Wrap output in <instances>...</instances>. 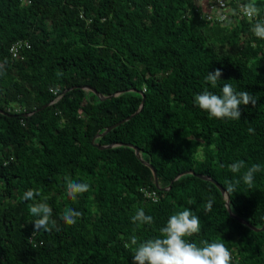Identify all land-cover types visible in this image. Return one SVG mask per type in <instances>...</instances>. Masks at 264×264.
Masks as SVG:
<instances>
[{
	"label": "trees",
	"instance_id": "1",
	"mask_svg": "<svg viewBox=\"0 0 264 264\" xmlns=\"http://www.w3.org/2000/svg\"><path fill=\"white\" fill-rule=\"evenodd\" d=\"M251 2L227 0L215 13L193 0H0V264H133L129 238L159 237L185 208L200 218L189 242L222 243L230 264H264V228L231 218L216 186L196 177L223 189L231 215L262 227L264 171L248 187L246 169L230 170L240 160L264 168V40L251 32L264 0H254L256 17ZM16 42L28 48L12 57ZM216 69L213 88L205 76ZM224 83L256 97L240 120L210 118L193 102ZM83 87L117 95L100 101ZM69 179L89 191L68 198ZM29 189L56 228L34 231ZM65 208L82 213L75 225L60 219ZM138 208L151 225L132 223Z\"/></svg>",
	"mask_w": 264,
	"mask_h": 264
},
{
	"label": "clouds",
	"instance_id": "2",
	"mask_svg": "<svg viewBox=\"0 0 264 264\" xmlns=\"http://www.w3.org/2000/svg\"><path fill=\"white\" fill-rule=\"evenodd\" d=\"M246 14L252 17L259 15V10L252 0L246 5ZM251 32L257 39L264 40V19H258L251 27ZM222 72L216 69L214 72H208L205 76L206 83L213 88L220 81ZM194 104L199 109L206 112L210 118L219 120H240L241 105H256V97L249 91H237L232 84L224 83L219 95L205 89L194 96ZM254 133V129L248 130ZM241 169H246L241 175V179L251 187L254 182L255 174L264 171L260 164H252L247 167L245 161L240 160L230 165L232 173H240ZM240 179L229 181L226 184L225 191L233 193L239 185ZM88 183L77 182L72 180L66 181V195L68 198L75 200L78 195L89 191ZM39 195L32 189L24 192L22 199L25 201H34L29 205V213L36 217L32 223L34 231L45 230L51 231L56 228L57 222L52 219V208L45 202L35 201V197ZM158 203V200H154ZM212 200H209L205 206L206 211L212 208ZM82 213L72 208H65L60 219L67 226H73L77 223ZM132 223L137 226L153 223V217L146 215L143 208H138L131 217ZM200 231V218L194 215L190 208L176 212L169 216L166 224L160 229V236L144 241H139L137 236L132 235L129 243L125 244L126 248H130L133 252V264H230L231 254L229 250L219 242L202 241L201 246L196 243L189 242L186 237H191Z\"/></svg>",
	"mask_w": 264,
	"mask_h": 264
},
{
	"label": "water",
	"instance_id": "3",
	"mask_svg": "<svg viewBox=\"0 0 264 264\" xmlns=\"http://www.w3.org/2000/svg\"><path fill=\"white\" fill-rule=\"evenodd\" d=\"M82 90H84V91H90L91 93L95 94V95L97 96V98H98L100 101H101V100H104V99H106V98L114 97V96L117 95V94H115V95H111V96H107V97H105V96H102V95H100L99 93H97L95 90H93V89H91V88H88V87H83ZM142 102H143V97L141 98L140 105L142 104ZM128 118H129V117H128ZM126 119H127V118H126ZM126 119H123V120H121V121H119V122H116L115 124L109 126L108 128H106V129L103 131L102 134L107 133L109 130H111V129L114 128L115 126L119 125L120 123L124 122ZM102 134H101V135H102ZM97 136H100V135H97ZM97 136H95V137H97ZM93 146H94L95 148H97V149H105V148H110V147H111V146H105V147H102V146H99V145H97V144H93ZM126 146H127L128 148H131V149L134 151V154H135L137 160H138L142 165L146 166V167L150 170V172H151V174H152L153 184H154V186H155L157 189H159V187L157 186V181H156V177H155L154 171L152 170V168H151L149 165H147L142 159H140V152H139V150H138L136 147H133V146H131V145H126ZM186 173L192 174V172H186ZM183 174H185V172H184ZM177 177H178V175L175 176L174 179H176ZM196 177H197L198 179H200V180L209 181V182L213 183V184L216 186V188L219 190V192H220V193L225 197V199H226V201H225V208H226V210H227V212L229 213V216H230L231 218H233V219H235L237 222H239V223H241V224L247 226L249 229H251V230H253V231L262 230V229L264 228V224H263L261 228L256 229V228H254V227H252V226H250V225H247V224H246L244 221H242L241 219H239V218L234 217L233 215H231L230 212H229V206H228L227 196L225 195V192L223 191V189H222L221 187H219L215 182H213V181H211L209 178H207L206 176H202V175L197 174Z\"/></svg>",
	"mask_w": 264,
	"mask_h": 264
},
{
	"label": "built area",
	"instance_id": "4",
	"mask_svg": "<svg viewBox=\"0 0 264 264\" xmlns=\"http://www.w3.org/2000/svg\"><path fill=\"white\" fill-rule=\"evenodd\" d=\"M226 1L227 0H193V6L195 7L196 10H201L204 7H206L207 9L212 10L215 13H218V12H220L219 11L220 9L225 7ZM207 18H209V17H207ZM22 48H25V49L28 48V44H26L24 42H16L15 44H13L10 47L9 52H10L12 57H18L19 51ZM58 98H59V96H57L55 100H57ZM145 195L150 197L152 200H154L156 198V196L153 192H146Z\"/></svg>",
	"mask_w": 264,
	"mask_h": 264
}]
</instances>
